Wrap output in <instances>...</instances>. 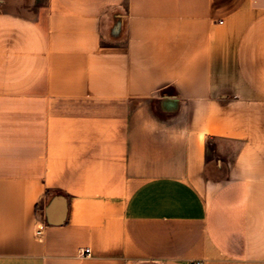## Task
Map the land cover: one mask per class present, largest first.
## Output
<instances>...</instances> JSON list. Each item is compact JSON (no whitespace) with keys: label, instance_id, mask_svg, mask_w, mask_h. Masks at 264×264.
Masks as SVG:
<instances>
[{"label":"crops","instance_id":"1","mask_svg":"<svg viewBox=\"0 0 264 264\" xmlns=\"http://www.w3.org/2000/svg\"><path fill=\"white\" fill-rule=\"evenodd\" d=\"M0 264H264V0H0Z\"/></svg>","mask_w":264,"mask_h":264},{"label":"built area","instance_id":"2","mask_svg":"<svg viewBox=\"0 0 264 264\" xmlns=\"http://www.w3.org/2000/svg\"><path fill=\"white\" fill-rule=\"evenodd\" d=\"M89 255L90 254V249H86L83 252H81V255Z\"/></svg>","mask_w":264,"mask_h":264}]
</instances>
